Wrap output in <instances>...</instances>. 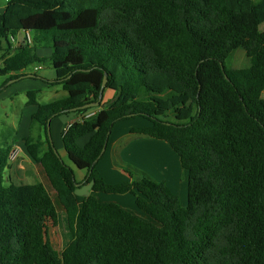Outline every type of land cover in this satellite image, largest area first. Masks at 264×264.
I'll use <instances>...</instances> for the list:
<instances>
[{
    "label": "trees",
    "instance_id": "trees-1",
    "mask_svg": "<svg viewBox=\"0 0 264 264\" xmlns=\"http://www.w3.org/2000/svg\"><path fill=\"white\" fill-rule=\"evenodd\" d=\"M262 24L264 0H7L0 54L13 50L12 37L18 48L0 69L7 77L0 93L36 78L25 71L47 61L38 55L45 49L56 75L50 85L67 92L38 107L32 122L45 141L29 137L26 147L51 179L72 241L62 252L54 244L59 212L42 183L16 185L6 176L13 131L10 143L0 142V264H264ZM32 32L34 48L25 43ZM240 49L250 66L229 69ZM105 76L101 106L83 109L99 100ZM37 96L27 93L30 105ZM69 115L81 118L62 141L87 173L84 184L94 181L95 194L136 190L138 209L164 212L166 228L95 195L80 202L75 172L48 134L50 120ZM136 118L152 125L132 134L167 142L188 172L182 216L177 199L135 168L122 165L131 183L100 176L113 129Z\"/></svg>",
    "mask_w": 264,
    "mask_h": 264
},
{
    "label": "crops",
    "instance_id": "crops-1",
    "mask_svg": "<svg viewBox=\"0 0 264 264\" xmlns=\"http://www.w3.org/2000/svg\"><path fill=\"white\" fill-rule=\"evenodd\" d=\"M5 3H7V0H5ZM5 6L0 8V13L4 12ZM49 85L47 83L44 84L47 88L50 87ZM64 97H67V92H65ZM37 111V106H32V109L27 112L24 119H27L30 123V119H32V116ZM96 112L97 110L91 111L86 115V118L94 115ZM80 118V115H69L51 121L52 136L54 133L58 136L59 146L61 147V149L57 148V150L58 152L59 150L63 151L67 158L68 156L65 151L62 138L69 125L75 121H79ZM21 121H23V118H21ZM151 125V122L143 118H136L117 124L111 134L110 142L105 155L98 165V171L101 178H103L106 183L111 185H118L126 182L131 183L133 181L131 175L127 173L124 168H122V165L132 167L143 172L162 185L170 196L177 199L179 213L180 216H182V213L188 206L189 175L188 172L183 169L179 156L165 141L139 137L132 134V131L135 129L146 128ZM32 129L35 132L30 131L25 126H23L22 130L16 126L11 128V131H14L11 144L14 145L13 151L15 152V157H12L10 162H15L19 159L20 162L17 161V172L19 174L22 173L24 177L27 176L29 178L31 176L35 178V176H37L38 178H41L42 182L40 183L46 187L51 195L53 190L56 192L51 179L43 168L31 158L26 147V140L29 137L44 142V131L37 124H32ZM54 143L56 145V142ZM74 172L77 184L82 186L86 185L84 182L87 178V173L81 170ZM92 195H95L101 202L104 203H109L108 199H112V201H115V204H118L123 209L147 222L155 224L160 228H166L168 226L169 221L166 214L164 212L157 211L152 204L149 205L146 211L138 209L136 199L140 195L136 190H132L124 195H109L112 196L111 198L109 196L107 197L105 194L92 193Z\"/></svg>",
    "mask_w": 264,
    "mask_h": 264
},
{
    "label": "rangeland",
    "instance_id": "rangeland-1",
    "mask_svg": "<svg viewBox=\"0 0 264 264\" xmlns=\"http://www.w3.org/2000/svg\"><path fill=\"white\" fill-rule=\"evenodd\" d=\"M253 1L257 2L259 0H253ZM5 5H6L5 1L1 0L0 8H3ZM260 31L264 32V24L260 26ZM37 35L38 34L36 32H32L31 41L26 40L25 43L29 45V47L31 48L36 47L35 38ZM13 44L14 46L12 51L8 53H3L5 56H3V54H0V69L3 68L5 61L8 58L16 55L17 53L16 49L18 48V44L17 42ZM50 54H51L50 50L47 49L40 50L38 52V55L47 58V61L40 66L41 69L39 71H36L37 66H31L25 71L26 75L36 74V78H26L16 83L15 82L13 83V81H11L8 83V87L1 91L0 93V142L1 143L6 144L7 142L8 143L11 142V136L13 135H10V133L12 132L11 128L13 126L19 127L21 128V130L23 126H25L30 131L35 132L32 129V124H33L32 119H30V123L28 122L27 119H24V117H26L27 115V112L31 110L33 106L29 104V99L27 97V93L29 92V90L38 92L37 109L39 106H44L56 100L65 98L64 97L65 91L61 86L49 85L50 84L49 82H53L56 79L55 71L52 67L51 62L48 59L50 57ZM249 66H250V61L246 57L245 52L241 49L235 51L227 61V67L232 70L246 69ZM6 81H7V77L0 76V88H3ZM45 83H47L50 87L49 88L45 87L44 86ZM21 118H23V121H21ZM51 138L53 139V142H56L57 148L61 149V147L59 146L58 136L55 133L52 136L51 133ZM59 154H61L60 156H62L64 162L67 165L72 167L74 171H78V169L66 157V154L63 153V151L59 150ZM17 161L20 162L19 159ZM17 161L15 162L11 161L12 163L10 162L9 168L6 172V176L9 177L10 181L13 184L31 185V184H36L38 182H42L41 178H38L37 176H35V178L31 176L28 178L27 176L24 177L22 173L19 174L16 170L18 164ZM51 195L57 206L59 212V218H60L58 227L52 230V240L56 245L57 249L62 252L72 241V233L67 223L65 211L58 201V196L56 192L53 190V192H51ZM106 196L108 197L109 195ZM109 197L111 198L112 196ZM108 200L109 203L110 202L115 203V201H112V199H108ZM80 202H82V198H80Z\"/></svg>",
    "mask_w": 264,
    "mask_h": 264
},
{
    "label": "water",
    "instance_id": "water-1",
    "mask_svg": "<svg viewBox=\"0 0 264 264\" xmlns=\"http://www.w3.org/2000/svg\"><path fill=\"white\" fill-rule=\"evenodd\" d=\"M107 83H108V79L107 76H105L104 81H103V85H102V90L100 93V97L99 100L96 103H92L89 105H86L85 107H83V109H87V108H99L101 106L102 100H103V94H104V90L107 87ZM48 134H49V138L52 144V138H51V120L48 123ZM53 145V144H52ZM107 149V146H105L104 150L102 151V156L105 154ZM54 152L55 154L59 157V153L58 151L54 148ZM95 182L91 181L89 183H87L86 185H80V184H76V191H75V195L79 198L85 199L88 198L92 195L93 193V187H94Z\"/></svg>",
    "mask_w": 264,
    "mask_h": 264
},
{
    "label": "built area",
    "instance_id": "built-area-1",
    "mask_svg": "<svg viewBox=\"0 0 264 264\" xmlns=\"http://www.w3.org/2000/svg\"><path fill=\"white\" fill-rule=\"evenodd\" d=\"M25 38H26L28 41H31V35H30L29 33H27V34L25 35ZM11 40H12L13 43H15V42L17 41V39L14 38V37H12ZM40 69H41V68H36L37 71L40 70ZM69 127H70V125H69ZM69 127H68V128H69ZM12 157H15V152H14V151H13V153L11 154L10 159H12Z\"/></svg>",
    "mask_w": 264,
    "mask_h": 264
}]
</instances>
